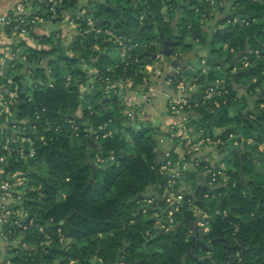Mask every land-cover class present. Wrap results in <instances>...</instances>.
Instances as JSON below:
<instances>
[{
    "label": "trees",
    "instance_id": "trees-1",
    "mask_svg": "<svg viewBox=\"0 0 264 264\" xmlns=\"http://www.w3.org/2000/svg\"><path fill=\"white\" fill-rule=\"evenodd\" d=\"M77 1L60 0L56 15L73 8ZM181 1L185 5L178 13ZM91 3L84 14L72 15H79L78 22L83 27L85 18L91 16L98 27L132 37L146 48L135 49L138 62L116 66L118 59L102 53L112 46L105 32L82 34L73 43L71 56L65 54L63 44L53 37L45 39L52 45L48 50L23 44L24 54L30 60L35 63L43 60L45 65L34 68L35 81L30 90L22 91V82L15 72L6 73L19 84L17 118L26 123L14 122L7 114L0 115V123L11 120L17 124L16 130L5 132L3 139L0 135V156L6 155L0 168L5 174H16L26 181L21 204L16 209L26 210L34 225L25 231V246L10 248L5 259L10 264H40L41 260L42 264H68L71 259L74 264H95L91 259L97 256L101 264H114L118 251L124 250L120 264H264V155L260 161L257 149L259 143H264V95L257 99L259 90L264 88V0H234L233 9L241 8L245 18L239 22L236 14L230 13L227 30L214 33L209 46L214 42L226 45L228 60L235 53L247 55L249 67L234 76L226 69L225 97L202 102L201 92L194 95L190 100L198 115L188 122L208 134H213L214 128H222L221 137L225 141L232 134H243L254 137L256 144L241 149L247 151L241 159L235 154L226 161V180L223 176L220 180L227 186L203 189L198 171L204 163L197 170L183 169L175 185L176 189L183 187V206L175 214L176 228L169 233L155 226L165 222L167 208L157 219L149 218L138 202L149 186L166 187L160 172L162 164L156 161L159 131L145 125H129L117 97L105 96L100 87L106 85V78L121 80L130 76L134 82H141L143 65L158 48L154 41L160 43L159 32L165 35L172 30L177 32L173 46L177 55L191 52L194 45L206 48L207 34L202 33L200 13L208 0H91ZM164 7L168 21L164 20ZM46 9L49 17L47 5ZM174 20L177 23L172 28ZM6 28L13 33L12 25ZM193 30L200 34L195 44ZM95 45L100 49H95ZM84 66L96 70L90 77L95 78L97 89L87 94L79 91V84H86L90 78ZM66 74L71 75L69 83ZM201 79L205 84L220 78L212 69ZM48 80H52L50 85ZM235 83L248 85L247 91L256 98L253 108L248 109L247 97L238 95ZM78 110L80 116L76 115ZM104 123L112 135L96 138L93 133L98 143L93 159L96 161V155H100L106 160L96 163L98 169L89 182L92 170L86 162L87 139L90 129L96 132ZM21 138L26 141L21 142ZM7 140L9 151L3 149ZM32 150L34 153L30 155ZM111 153L113 160L109 158ZM171 159L175 163L177 156ZM206 193L208 197L204 196ZM189 199L208 215H213L216 209L228 211V215H213L210 220V230L201 239L207 249L190 232V223L196 218ZM6 228L12 231V236L14 229L9 225ZM222 235L233 246L228 248L223 241L212 243ZM69 238L74 243L67 247L64 242ZM190 250L196 256L189 254ZM205 255L211 258L199 259Z\"/></svg>",
    "mask_w": 264,
    "mask_h": 264
},
{
    "label": "crops",
    "instance_id": "crops-1",
    "mask_svg": "<svg viewBox=\"0 0 264 264\" xmlns=\"http://www.w3.org/2000/svg\"><path fill=\"white\" fill-rule=\"evenodd\" d=\"M19 1H23V0H0V17L8 15L14 8L15 4L18 3ZM209 1L210 0H208V4H209ZM182 3L183 1H181V3L179 4V5H182L181 7H183ZM225 3H226L225 0L219 1L220 7L218 9L216 6V0H212L211 2V4H214L217 12L219 11L218 12L219 14L218 13L217 14L220 17L218 16L216 23L217 22L220 23L219 25H221L222 27L217 28V29L226 28L225 27L226 24L221 22L222 16L220 14V8L223 7V4ZM26 4H27L26 14L29 17H34L36 19L34 26L28 31L27 34L23 36L13 35L12 33L7 32L6 26H3L2 24H0V66L4 67L7 61L8 60L10 61V67H9L8 72L10 71L15 72V76L18 74L20 75L18 76V78H20V81L22 82V91H25L26 89L30 90L32 88L33 83L35 81V78L33 76L34 68L39 64L45 65V61L43 60H39L38 63H35L34 61L30 60L29 57L26 54H24L23 44H25V46L27 45V46L33 47L35 49L37 48V49L48 50L52 48V45L49 43H46L45 39L53 37L54 41L61 42L63 44L65 48V54L68 56H71L72 55V50H71L72 45L75 41L78 40L79 37L82 36V33L77 29V27L73 23H71L70 18L74 13H79L82 9L90 8L92 6L91 0H78L73 8L60 11L59 14L56 15L54 19H50L47 15V9H46L47 4L45 0H35V1L30 0V2L28 1L26 2ZM162 12L164 13V16H165L164 20L168 21L170 18L165 13L166 12L165 7L163 8ZM177 12L179 13L181 12V10H178L177 8ZM141 17H144V15H142ZM176 23L175 25H172V28L176 27ZM173 31L174 30H172L171 32ZM215 32L217 33L219 31L215 30ZM223 32L224 31L222 30V32H219V33H223ZM160 33L162 32H159L158 34V39L160 40V43L157 40L154 41V43L158 45V48L151 55L150 60L145 63H150V61H152L156 53L163 54L161 50L162 49V38L160 37ZM94 47L97 50L100 49L97 45H95ZM216 47L218 48V45H216ZM145 48L146 46H144L142 49H145ZM202 49H205V48L201 46L199 49V51L201 50V52L197 53L198 55L202 53ZM110 51L112 50L106 47L102 50V53L103 55H108L110 58H113L110 56ZM195 55L196 54L194 52L185 53L184 55L182 53L180 57L176 58L180 61V65L173 67L171 65V60L173 59V57L172 58L166 57L163 54L164 58L162 62L166 63L167 61V65L166 64H165L166 66L163 65L164 71L166 72V74H169V75L172 74L176 77L177 75L183 74V72L185 73L188 72V70L190 69V66H189V63H185V59L190 58L191 56H195ZM237 55H239V59H240L241 57L240 53H235L233 58ZM222 57H228V56L224 55ZM85 68L83 67L84 71H86V73L90 77L89 72L92 71L93 69H90V68L85 69ZM226 69H229V71L231 72V67H222L219 65H216L214 70L218 74V77L220 79H224L222 75L226 74ZM142 70H143V73H142L141 82L139 83L134 82V79L132 78L134 85L130 89L133 97L139 103H141V109L143 111L141 115V120L138 123L134 124V126L140 127V126L145 125V126L158 129L159 132L156 135L158 139V147L156 151H157V157L158 156L161 157V162H160L161 164L167 161V162H170L171 167L186 166L193 170L195 169L197 170L201 163H204V164L212 163L216 167L222 168L223 171L225 172V169L227 167L226 165L227 158L232 159L235 154L237 155L241 154L243 156V154H245L247 151L244 150L243 152H241L240 151L241 149H244L245 146H254L256 144V139L254 137H253L254 138L253 141L249 143L247 141V138L252 137V136H247V135L240 136V135L232 134L229 137V139L225 141L221 137L224 130L222 128H214L213 134L211 135L214 138H218V137L221 138L223 141L222 143L220 144L209 143V144H205L204 146H202L201 148L197 150H189L190 147L187 146L188 139L181 140L177 137H174L172 132H175L178 129L177 127H179V125L180 126L182 124L189 125L188 122L198 115L197 112L192 110V113H190L187 117V115L184 113L173 114L170 111H168L167 105L169 103V98L177 97L179 95L178 91L174 83L169 84L165 82L166 81L165 79H162V78L158 79L156 76H153V80H154L153 89H150L152 96L150 100L144 101V98H143L144 92H146L147 89H144V86L142 85V83H143V79L148 77L150 73H148V71L144 69V65H143ZM47 72L49 71L47 70ZM220 72H222V75H220ZM236 73L237 72H232L233 76L236 75ZM68 75L70 74H66V78ZM90 79L91 77L88 79L86 84L85 83L79 84V91L81 92V94L90 93V92H87V88H86L90 82ZM255 81H256V78L253 79V82ZM51 82L52 80H48L47 84L50 85ZM15 83L18 84L17 81H15ZM207 84L208 82L203 84L201 86V89L204 90ZM247 86L248 85L246 84L235 83V88L238 91V95L240 96L244 95L247 97L248 109H251L256 104V98L253 94H250V92L247 91ZM192 87H193L192 89L188 90V93L183 94L189 100L192 99V97L196 95L198 92V91L193 92L194 91L193 89L196 88V84H192ZM261 91H263V94L260 95ZM263 95H264V88L259 90L257 99L260 100V98ZM261 105H263V103H261ZM18 112H19V109H18ZM18 112H17V115H18ZM13 115H14V111H13ZM13 115H12L13 121L18 122V118H14ZM76 115L78 116L81 115L80 110H78ZM71 117L73 116H67L66 118L71 119ZM158 117L160 119V122L159 124H156V119ZM11 122L12 121L9 120L7 122L0 123V135L2 139L4 137L5 132L8 133V132H12L16 130V127H13V124ZM23 122L24 120H22V122L20 123H23ZM125 136H128V135L125 134ZM191 138L194 141L195 137L192 136ZM242 138H244L245 140H242ZM20 141L24 142L26 141V139L21 138ZM257 149H258V152L260 153V156L264 155V143H259L257 146ZM30 155H33L32 151ZM173 155L177 156V160L175 163H173L171 159V156ZM164 158H166V160H164ZM259 158H260V161L263 159L262 156ZM198 172L202 173L200 170ZM199 180L201 183L200 178ZM167 194L168 192L166 191V187L162 188L161 185L149 186L148 189L144 192V194L140 196V199H138L142 212L145 215H148L149 218L157 219L160 216L161 211L167 208V202H166ZM146 199H152V202L151 203L145 202ZM198 207L200 210H203L202 207L200 206ZM5 210H6L5 201L3 199L2 189L0 187V262L2 264H10V260L7 258L6 260L5 255L8 254L9 250H11L10 248L12 247L25 246V244H23L25 233H22L21 230L18 229L16 226L11 225V223L8 221V215L5 213ZM200 210L196 211L198 216L195 215L196 219H194L190 223V227L192 230L191 233L193 234L194 238L198 241L199 240L201 241L202 236L201 235L199 237L196 236L195 227H201L198 221L205 219L203 218ZM193 222H195V224H193ZM163 223L161 225L157 224L155 226L159 228V230H163L162 228ZM8 225L12 227V230L14 229L12 236H11L12 231L8 232L6 228V226ZM203 230L205 233H208V231L210 230V224L208 225L207 228H203ZM64 243H66L67 247H69L74 243V239L72 238L66 239ZM96 257L97 256H95L94 258ZM5 260H6V263L4 262Z\"/></svg>",
    "mask_w": 264,
    "mask_h": 264
},
{
    "label": "built area",
    "instance_id": "built-area-1",
    "mask_svg": "<svg viewBox=\"0 0 264 264\" xmlns=\"http://www.w3.org/2000/svg\"><path fill=\"white\" fill-rule=\"evenodd\" d=\"M60 0H47L46 4L48 6L49 12L51 15L50 19H54L56 17V5ZM26 2L19 1L15 4L12 11L5 16L0 17V24L3 26L12 25L13 35H25L28 31L34 26L36 19L34 17H29L26 14ZM85 12V8L82 9L78 14L82 15ZM79 15L71 16L70 20L77 29L84 35L90 32L100 33L105 32L107 34V40L111 42V50L116 52L115 59L119 60V63L116 66H119L121 63H125L128 65L132 62H138V55L134 53L135 49L143 48L145 45L140 44L135 41L132 37H128L122 34H117L109 28H101L98 27L95 23V20L91 16H87L85 19V27L78 22ZM258 53V52H257ZM163 54L156 53L152 61L150 63L144 64V69L150 73V75L143 79L142 85L144 89H147L144 92V101L150 100L152 94L150 89H153V76H156L158 79H165L167 83H174L175 87L178 91L177 97L169 98V103L167 105L168 111L173 114H181L184 113L187 115L192 113V100L187 99L183 94L188 93V90L192 89V84L186 82L183 79H179L178 77L172 74H166L164 71V66L167 65L163 63ZM205 62V61H204ZM249 59L247 55H243L240 57L239 61L231 66V72H238L242 68L249 67ZM165 65V66H166ZM87 69V68H85ZM90 75H95L96 70H92L89 72ZM71 80V75H68L66 78L67 83ZM106 85L102 88V91L106 94L105 96H115L118 99L119 105L122 107V113L127 119V123L129 125H134L141 120V115L143 113L141 109V103H139L131 94L130 89L133 87V79L132 77H126L121 80H112L106 78ZM87 92H91L93 89H97L95 78L91 77L89 84L87 85ZM99 88V86H98ZM228 93V88L225 85V81L223 79H217L214 83H208L204 90L201 92L202 102L209 101L216 96L225 97ZM19 98V85L15 83L12 77L7 76L4 67L0 66V115L7 114L9 116L13 115V109L16 106L17 99ZM225 101V100H224ZM194 102V101H193ZM199 102H195L194 105L197 106ZM38 114V113H37ZM73 127L77 129L78 127L73 124L72 120H69ZM188 122V121H187ZM23 123H26L24 120ZM13 127L17 128V124L14 123ZM178 129L175 132H172L174 137H177L181 140L188 139L187 146L190 147L189 150H197L204 146L205 144H220L222 143L221 138H214L211 134H208L203 128L196 129L193 125L182 124L177 127ZM96 133V134H95ZM96 138H105L107 136H111L112 132L107 130L106 123L100 124L98 126L97 131L95 132ZM195 137L194 141L191 137ZM26 139V138H25ZM253 137L247 138V141L250 143L253 141ZM30 140V138H27ZM242 140H245L242 138ZM3 149L9 151L10 147L8 145V141L3 145ZM34 151L32 150V154ZM111 160L114 159V154L111 153ZM6 160V155L0 156V162H4ZM106 159L100 155H96L95 163H103ZM191 169L189 167H171L170 162H165L162 164L160 168V172L164 175V179L166 181V191L168 194L166 195L167 202V210H166V220L162 225V228L165 233H169L174 230L177 225L175 214L178 213L183 206L184 201V192L183 187L175 188V185L183 175V169ZM202 173H206V184L209 186V189L214 188L220 183L225 184V182L220 180V177L223 176V180H226V176L224 171L220 167H216L212 163H206L205 167H202ZM193 170V169H191ZM23 180L18 178L17 175H11L10 173L5 174V172L0 168V187L2 189L3 199L5 201V213L8 215V221L12 226H16L21 230L22 233L32 225H34V219L29 218V215L26 210L16 209V206L21 204V198L23 190H18V186L20 185L19 181ZM205 197L209 196V193L204 195ZM145 202H152V199H146ZM188 203L193 209L194 215H197L196 211L200 210L197 205H195L190 199ZM202 213L203 220H199L198 223L201 227L207 228L210 224V220L213 215L222 214L224 216L228 215V211H221L216 209L213 215H208L205 210H200ZM198 216V215H197ZM201 216V215H200ZM195 224V222H193ZM42 229V227H40ZM190 232L192 230L190 229ZM49 238V236H47ZM64 240V237H61V241ZM74 260H70L68 264H74ZM96 264V263H95Z\"/></svg>",
    "mask_w": 264,
    "mask_h": 264
},
{
    "label": "water",
    "instance_id": "water-1",
    "mask_svg": "<svg viewBox=\"0 0 264 264\" xmlns=\"http://www.w3.org/2000/svg\"><path fill=\"white\" fill-rule=\"evenodd\" d=\"M225 4H228V6L230 8H233V4L234 2L233 1H230V0H227ZM182 5H179L178 7V10H181ZM216 6L217 8L219 9V0H216ZM234 13L236 14L237 16V20L240 22L242 21L243 18H245V15H243L242 13V9L241 8H236L234 10ZM177 21H173V24L172 25H175ZM219 32H222L223 31H226L227 28H224V29H217ZM197 36L199 37L200 34L196 31V30H193L192 31V37H193V40H195L197 38ZM160 37L162 38V52L163 54L166 56V57H173V59L171 60V65L174 67V66H179L180 65V61L178 59H176L177 57H174L175 53L174 52V49H173V46L175 45L176 41H177V37H178V34L177 32L173 31L171 32L170 34L168 35H164L163 33H160ZM195 42V41H194ZM218 48L217 47H211L210 49H208V52L206 53L205 55V59L206 61H208L209 63L211 64H215V65H219V66H222V67H231L233 64H235L238 59H239V55L235 56L233 59L231 60H228V57H222V56H217L215 55V53L217 52ZM105 54V52H104ZM185 53H183L184 55ZM177 55V54H176ZM182 55V54H181ZM9 67H10V61L8 60L7 63L5 64L4 66V70L6 73H8L9 71ZM20 76L19 74L16 75V77ZM263 94V91H261L260 95ZM103 99L100 100V102H102ZM18 109H19V103H16V106L14 107L13 111H14V118H17V112H18ZM18 122H22V120H18ZM93 129H90V134L88 136V148L86 150V162L89 164V166L91 167V170H92V177L90 178L89 182H92L93 180V177L95 176L96 174V171L98 169V166L97 164L95 163L94 159H93V153H94V147H96L98 145V143L95 141L94 137H93ZM240 159L242 157V155L240 154L239 155ZM164 160H166V158H164ZM156 161L158 163L161 162V157H157L156 158ZM199 178L201 179V184L203 186V189L205 190H208L209 189V186L206 184V173H199ZM241 181H243V177L241 175ZM223 186H227L226 184H222L220 183L219 185L215 186L214 189H217L218 187H223ZM190 194L195 197V195L193 194V192H190ZM194 224V223H193ZM192 226V225H191ZM195 232H196V236L199 237L200 235L201 236H204L206 233L204 232L203 228L201 227H195ZM175 237V235H174ZM217 241H223L225 242V245L230 248L231 244H229V238L227 237H224L223 235L214 239L212 241V243H216ZM199 244H201L203 246L204 249H207L208 246L203 243L202 241L199 240ZM124 250H120L118 251L117 255H116V258H115V262L114 264H120L121 263V258H122V255L124 254ZM189 254L193 255V256H196L194 253H193V250H190ZM186 255H184L185 257ZM183 257V259H184ZM211 256L210 255H205V256H202L200 257L199 259L201 260H204V259H210ZM91 262H94L96 264H101V261L98 257L94 258V259H91ZM40 264H42V260L40 261Z\"/></svg>",
    "mask_w": 264,
    "mask_h": 264
},
{
    "label": "rangeland",
    "instance_id": "rangeland-1",
    "mask_svg": "<svg viewBox=\"0 0 264 264\" xmlns=\"http://www.w3.org/2000/svg\"><path fill=\"white\" fill-rule=\"evenodd\" d=\"M210 1L212 2V0H210ZM210 1H209V4L207 5V7L204 9V11L202 13H200V22L202 25L201 26L202 33L207 34V41H206L207 47L205 49H202V53H200V55H198L197 53L201 52V50L199 51L201 45H194L193 50L191 52H194L196 55L185 59V63H189L190 69L188 70L187 73L177 75L178 78L183 79L186 82H189L190 84H196V88L193 89L194 90L193 92L198 91L197 93H200L203 91V89H201L202 91H200V88H201L200 86L203 84L201 76L206 75L210 70L215 69V67H213L212 64L209 63L208 61H206V59H205V55L208 52V49H210L209 47H215L216 45H218L219 50H217L215 55L227 56V46L224 45L223 43L214 42L215 46L214 45L209 46V43L211 42L213 34H214V32L212 33L211 31H214V30L217 31V28L222 27L221 25H219L220 23H218V22L216 23L217 18L219 16L218 15L219 11L217 12L214 4H211ZM232 11L233 10H231V8L228 6V4H223V7L220 8V14L222 12L221 16L224 15V13H231ZM217 33H219V32H217ZM199 37H197L195 40H193L192 43L195 44L197 42V40H199ZM214 40L217 41V37H215ZM180 48H182V47L180 46ZM176 54L177 53H175L174 57H180L181 56L179 54L178 55H176ZM110 56L113 58L116 57V52L114 50L110 51ZM85 67L86 66H84V68ZM89 68L90 67H88L87 69H89ZM242 69H240V70H242ZM220 75H222V72H220ZM222 76L226 81V77H225L226 75H222ZM159 122H160V119L158 117L156 119V124H159ZM240 136H244V135L240 134ZM227 159H226V161H227ZM42 165H44V164H42ZM263 169H264V167H263ZM18 178H20V177H18ZM19 183H20V186L17 189L22 191V188L26 185V181L23 179V180H20Z\"/></svg>",
    "mask_w": 264,
    "mask_h": 264
},
{
    "label": "flooded vegetation",
    "instance_id": "flooded-vegetation-1",
    "mask_svg": "<svg viewBox=\"0 0 264 264\" xmlns=\"http://www.w3.org/2000/svg\"><path fill=\"white\" fill-rule=\"evenodd\" d=\"M231 1L234 2V0H231ZM182 4L185 5L184 2ZM178 7H179V5H178ZM236 8H238V7H235L234 9L232 8V10H233L232 12H234V10ZM221 14H222V12H221ZM230 15H231L230 13H224V15H222V17H221L222 18L221 19V22L226 24V26H225L226 28L228 27L229 23L231 22L230 19H229L230 18ZM236 20H237V18H236ZM211 32L213 33V32H215V30L214 31H211Z\"/></svg>",
    "mask_w": 264,
    "mask_h": 264
}]
</instances>
